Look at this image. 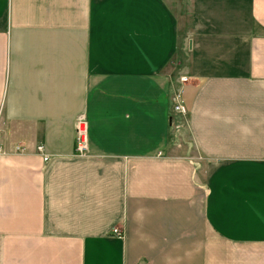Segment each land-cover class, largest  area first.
<instances>
[{
    "label": "crops",
    "instance_id": "0c3cea01",
    "mask_svg": "<svg viewBox=\"0 0 264 264\" xmlns=\"http://www.w3.org/2000/svg\"><path fill=\"white\" fill-rule=\"evenodd\" d=\"M0 264H264V0H0Z\"/></svg>",
    "mask_w": 264,
    "mask_h": 264
},
{
    "label": "rangeland",
    "instance_id": "374dc122",
    "mask_svg": "<svg viewBox=\"0 0 264 264\" xmlns=\"http://www.w3.org/2000/svg\"><path fill=\"white\" fill-rule=\"evenodd\" d=\"M182 46L186 47L185 44H183ZM180 61H181V59L179 61H174V64L177 65L178 68L181 67V65L183 64ZM177 75H179V73H177ZM181 76H186V75H181L180 74V76H179V80H180V83L182 85L188 79H186V81H181V79H180ZM181 87H183V86H181ZM181 87H180L179 91L177 92V94L172 97V100H173V110H174V112H177V114H178L179 117L181 115H184L185 114V106L183 105V102L180 100ZM175 104H179L180 106H182L184 108V110L183 111H181V109L180 110H176L175 109ZM79 114H82L83 115V117L81 118V120H84V122H82V124L79 123V127L80 128H82V127L84 128V133H85L84 134V138H85V141H86V149L85 150H82V149L79 148L77 150L76 149V142L74 141V151L73 152L75 154H77V155H87V154H89V131H88V127L89 126H88V122H87V118L85 116V113L83 111H80V112L77 113V115H79ZM77 115H75V118H76ZM35 148H36V151L40 152L41 154L43 153V155L46 156V159H47V155L44 152V147H43V145L41 143L37 144Z\"/></svg>",
    "mask_w": 264,
    "mask_h": 264
},
{
    "label": "built area",
    "instance_id": "2783aa9c",
    "mask_svg": "<svg viewBox=\"0 0 264 264\" xmlns=\"http://www.w3.org/2000/svg\"><path fill=\"white\" fill-rule=\"evenodd\" d=\"M181 81H186L187 77L186 76H181L180 77ZM175 109L176 110H180L183 111L184 108L182 106H180L179 104H175ZM83 117L82 114H79L76 116V118L74 119V131H75V142H76V149L78 150L79 148L82 150L86 149V141L84 138V128H80L79 127V123L82 124V122H84V120H81V118ZM43 158L46 159V156L43 155ZM113 232L117 235H120L119 231L117 229H114Z\"/></svg>",
    "mask_w": 264,
    "mask_h": 264
}]
</instances>
